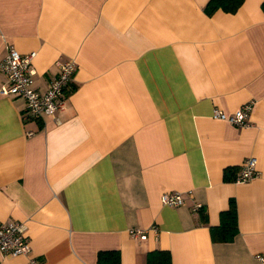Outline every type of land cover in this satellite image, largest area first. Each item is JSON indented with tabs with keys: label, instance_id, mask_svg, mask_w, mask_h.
Wrapping results in <instances>:
<instances>
[{
	"label": "crops",
	"instance_id": "obj_1",
	"mask_svg": "<svg viewBox=\"0 0 264 264\" xmlns=\"http://www.w3.org/2000/svg\"><path fill=\"white\" fill-rule=\"evenodd\" d=\"M208 1L0 0V62L35 52L41 91L76 63L58 122L25 118L0 70V223H23L30 245L0 264H147L154 250L264 264V0ZM247 103L250 125L213 117ZM249 157L257 175L235 181ZM170 191L185 203L164 204ZM231 201L237 232L218 240Z\"/></svg>",
	"mask_w": 264,
	"mask_h": 264
},
{
	"label": "built area",
	"instance_id": "obj_2",
	"mask_svg": "<svg viewBox=\"0 0 264 264\" xmlns=\"http://www.w3.org/2000/svg\"><path fill=\"white\" fill-rule=\"evenodd\" d=\"M35 52L21 54L14 47H8L4 59L0 62V70L6 76V82L1 92L6 95H13L22 98L25 101L24 117L31 119H42L51 117L58 122V114L67 107L66 99L63 97L65 89L72 80L76 69V63L73 59H66L58 62V75L47 82L44 91L34 87L35 69L32 60ZM252 109V103L241 106L232 114H226L222 110L215 108L213 117L225 120L232 125L247 126L249 113ZM33 134V131H28ZM257 175L256 161L249 157L244 160L243 169L235 181L246 182ZM189 192V191H188ZM164 204L171 206H180L185 203V197L180 191L164 192L161 196ZM203 207L201 202H195L192 209L199 210ZM158 233L156 227L140 228L133 227L130 234L135 238L145 239L148 231ZM30 245L25 236V225L20 222H1L0 223V255L16 256L28 254ZM29 264H38L35 259H30Z\"/></svg>",
	"mask_w": 264,
	"mask_h": 264
},
{
	"label": "trees",
	"instance_id": "obj_3",
	"mask_svg": "<svg viewBox=\"0 0 264 264\" xmlns=\"http://www.w3.org/2000/svg\"><path fill=\"white\" fill-rule=\"evenodd\" d=\"M243 0H209L206 6L208 11L223 9L225 11H235ZM227 171L225 177H227ZM237 232V213L234 201L228 209L221 213V224L213 230L214 237L218 240H231ZM110 252H100L99 260L102 261L105 254ZM116 254V252H114ZM117 257V256H116ZM147 264H171L170 253L165 250H154L149 252Z\"/></svg>",
	"mask_w": 264,
	"mask_h": 264
}]
</instances>
